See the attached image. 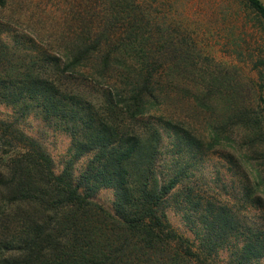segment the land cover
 <instances>
[{
  "label": "rangeland",
  "instance_id": "obj_1",
  "mask_svg": "<svg viewBox=\"0 0 264 264\" xmlns=\"http://www.w3.org/2000/svg\"><path fill=\"white\" fill-rule=\"evenodd\" d=\"M109 1L4 0L0 40L8 49L1 53L10 56L4 63L58 73L62 57L84 42L95 54L120 51L124 65L162 73L168 97L139 123L143 142L129 164L132 181L151 186L175 179L162 205L198 255L191 264H264V137L253 128V120L264 118V19L247 0H135L150 21L148 30H137L146 40L137 45L134 32L116 29L119 22L115 38L101 37L94 48L97 34L91 33L100 31ZM95 65L83 61L74 70ZM72 77L57 81L70 83L83 99L104 98L85 75ZM0 118L37 141L56 174L66 170L79 180L91 153L74 158L69 152L68 122L46 118L30 99L15 106L0 100ZM93 199L114 212L113 188H98ZM222 208L231 223L216 221ZM247 240L261 251L250 260L242 251Z\"/></svg>",
  "mask_w": 264,
  "mask_h": 264
},
{
  "label": "trees",
  "instance_id": "obj_2",
  "mask_svg": "<svg viewBox=\"0 0 264 264\" xmlns=\"http://www.w3.org/2000/svg\"><path fill=\"white\" fill-rule=\"evenodd\" d=\"M247 1L264 19V6L258 0ZM109 2L106 13L98 19L100 31L91 33L97 34L94 48L101 37L115 38L113 28L119 22L117 30L134 32L137 45L144 42V32L137 30L145 26L148 30L150 21L144 18L141 3ZM2 47L8 49L0 40V100L13 106L34 100L46 118L70 124L72 156L91 153V157L74 182L66 170L54 172L52 157L36 140L13 121L0 118V264L193 263L196 251L170 225L162 205L175 179L165 184L150 186L144 181L136 185L129 165L143 142L139 123L158 99L168 97V80L162 73L124 65L126 59L120 51L95 54L93 46L84 42L79 50L62 57L58 73L9 69L4 62L10 56L1 53ZM90 60L96 62L93 69L74 70L77 64ZM78 73L102 88L100 102L83 99L84 94L70 83L57 81L72 79ZM253 123L264 137V118ZM100 187L113 188L114 212L93 199ZM215 219H223V225L232 222L225 211L217 213ZM254 248L251 241L244 243L247 260L261 254Z\"/></svg>",
  "mask_w": 264,
  "mask_h": 264
},
{
  "label": "water",
  "instance_id": "obj_3",
  "mask_svg": "<svg viewBox=\"0 0 264 264\" xmlns=\"http://www.w3.org/2000/svg\"><path fill=\"white\" fill-rule=\"evenodd\" d=\"M264 6V0H258Z\"/></svg>",
  "mask_w": 264,
  "mask_h": 264
}]
</instances>
